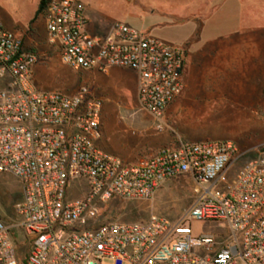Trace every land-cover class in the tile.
Returning <instances> with one entry per match:
<instances>
[{
	"label": "built area",
	"instance_id": "2783aa9c",
	"mask_svg": "<svg viewBox=\"0 0 264 264\" xmlns=\"http://www.w3.org/2000/svg\"><path fill=\"white\" fill-rule=\"evenodd\" d=\"M46 41L76 72L105 74L117 67L138 76L143 110L161 118L183 88L187 56L145 31L113 23L88 31L78 0H46L40 15ZM38 61L20 34L0 19V173L21 184L14 212L0 216V264H20L11 232L28 247L23 264H264V144L244 161L231 140H179L137 162L102 151V101L82 85L73 94L42 91L32 82ZM189 176L195 196L188 212L170 222L109 217L108 202L149 201L169 180ZM75 180L86 193L70 198ZM220 221L228 237L194 236L187 221Z\"/></svg>",
	"mask_w": 264,
	"mask_h": 264
},
{
	"label": "rangeland",
	"instance_id": "374dc122",
	"mask_svg": "<svg viewBox=\"0 0 264 264\" xmlns=\"http://www.w3.org/2000/svg\"><path fill=\"white\" fill-rule=\"evenodd\" d=\"M37 0H0V19L11 31H25V48L36 47L38 61L32 66V82L42 91L73 94L86 86L102 101L101 138L98 147L112 155L116 151L128 152L146 144V137L165 134L187 141L232 139L242 148L264 141V72L263 82L248 80L239 101L253 102L247 114H237L230 107L229 98L220 97L215 90L214 76L206 78L196 67L185 80L186 86L178 101L176 112L164 119H141L145 111L139 104L136 84L128 71L110 78L92 71L76 72L65 65L59 51L46 41L45 22L40 16L37 31L31 19ZM86 6L88 27L95 34L104 33L113 23H122L172 45L194 41L201 25L202 36L207 39L222 32L234 30L238 21L245 23L248 9L255 23V61L264 64V0H78ZM20 30V31H19ZM229 42V41H227ZM254 86L252 91L251 86ZM251 88V89H250ZM248 97V98H247ZM242 107L244 105H241ZM242 109V108H240ZM247 110V108H243ZM152 125L145 136L142 126ZM162 130V131H161ZM259 147V146H258ZM255 147V148H258ZM255 155V153L253 152ZM87 191L84 180H75L70 187V198L76 199ZM195 196L192 182L181 177L164 183L149 201L131 200L108 202L109 217L122 222H144L152 214L170 222H178L190 209ZM21 199V184L7 173H0V216L18 222L14 205ZM194 236L213 235L215 241L228 237V226L220 221L189 220L186 223ZM15 232L23 238L20 230ZM100 264H114L104 258Z\"/></svg>",
	"mask_w": 264,
	"mask_h": 264
},
{
	"label": "crops",
	"instance_id": "0c3cea01",
	"mask_svg": "<svg viewBox=\"0 0 264 264\" xmlns=\"http://www.w3.org/2000/svg\"><path fill=\"white\" fill-rule=\"evenodd\" d=\"M39 1L40 0L36 1L32 19L35 15ZM250 10L248 9L245 23L233 21L237 22V26L234 30H231V32H222V35H213L212 37L205 39L201 37L203 28H205L206 26L205 24L201 25L200 29L197 30V34L195 35L196 39L193 42L190 41L192 39H187V41L182 43L187 49V56L183 72V88L178 97L166 109L163 116L160 118L161 120L165 117L173 115L176 112L179 103L178 101L181 99L182 91L186 86L185 80H187V77H189V75L193 73L196 67H198V69L200 70L199 72L202 73L206 80L207 77L214 76V81L216 83L215 90L220 92L221 99L229 98L231 100L230 105L217 107L219 109L217 110V112H220L221 108L225 107H230L237 114H247L249 112V108L252 112L254 103L249 101L240 103V96L236 95L237 91L242 92V90L244 89V84L247 83L248 80H252L253 85L255 84V82H263L264 64L262 63L260 65H257L256 69L255 23L254 18H252L253 12L252 14H250ZM39 17L37 19H39ZM36 20L34 22H30L31 24L33 23V27H31L33 31H37ZM88 31L90 33H94L89 27ZM17 33L20 34L24 46L25 31L22 30ZM29 50L36 53L35 46H30ZM122 71H128L133 76L137 90L138 76L135 72L131 70L114 67L111 68L107 73L100 74L104 75L107 78H110L114 75L120 76L121 74L119 72ZM95 72L97 71H92V77L96 82V74H94ZM253 85L251 86L252 89L250 88L252 91H254ZM241 105L244 106L242 107ZM245 107L247 108V110H243V108ZM153 117L154 116L145 111V113H143V116H141L140 120L146 123H150L151 118ZM151 126L152 125H150L149 127L147 126L146 128L142 126L140 132H142L144 136L145 134L147 135L149 132L148 129ZM146 139V144L140 146L139 148H136L135 150H130L128 152L116 151L112 154L128 162H137L145 157H148L149 155L164 146L173 145L179 140H183L174 139L173 136H169L167 134H165V136H163L161 140L159 139V137H146ZM223 140L233 141L239 151L246 152L244 161L254 156L253 150L255 149V147L264 144V141H262L259 144H254L250 146L249 148H242L238 145L237 142L232 139ZM181 178L185 180H190L189 176L187 175Z\"/></svg>",
	"mask_w": 264,
	"mask_h": 264
},
{
	"label": "trees",
	"instance_id": "16d2710c",
	"mask_svg": "<svg viewBox=\"0 0 264 264\" xmlns=\"http://www.w3.org/2000/svg\"><path fill=\"white\" fill-rule=\"evenodd\" d=\"M45 6H46V0H40L38 3L37 9H36L35 15H34L33 19L31 20L32 22H34L43 13ZM2 218L8 224L13 223L11 220H7L4 217H2ZM11 237H12L13 243H14L16 250H17L19 263L23 264V262L25 260L24 257L26 256L27 250H28L26 240H24V238H22L20 235H18L15 232V230H13L11 232Z\"/></svg>",
	"mask_w": 264,
	"mask_h": 264
}]
</instances>
